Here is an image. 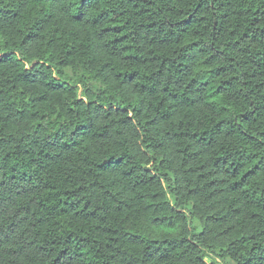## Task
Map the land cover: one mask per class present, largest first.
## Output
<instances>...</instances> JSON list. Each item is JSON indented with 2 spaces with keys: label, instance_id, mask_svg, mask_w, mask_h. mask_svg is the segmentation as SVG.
<instances>
[{
  "label": "trees",
  "instance_id": "16d2710c",
  "mask_svg": "<svg viewBox=\"0 0 264 264\" xmlns=\"http://www.w3.org/2000/svg\"><path fill=\"white\" fill-rule=\"evenodd\" d=\"M0 264H264V0H0Z\"/></svg>",
  "mask_w": 264,
  "mask_h": 264
},
{
  "label": "rangeland",
  "instance_id": "374dc122",
  "mask_svg": "<svg viewBox=\"0 0 264 264\" xmlns=\"http://www.w3.org/2000/svg\"><path fill=\"white\" fill-rule=\"evenodd\" d=\"M217 260V261H221V259L214 253H208L207 255V260L211 261V260Z\"/></svg>",
  "mask_w": 264,
  "mask_h": 264
}]
</instances>
